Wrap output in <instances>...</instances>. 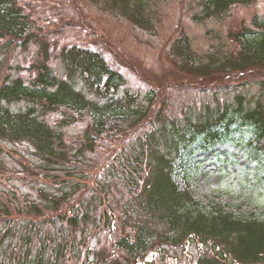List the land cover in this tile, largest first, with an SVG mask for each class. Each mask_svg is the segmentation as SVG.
I'll use <instances>...</instances> for the list:
<instances>
[{
    "label": "trees",
    "instance_id": "1",
    "mask_svg": "<svg viewBox=\"0 0 264 264\" xmlns=\"http://www.w3.org/2000/svg\"><path fill=\"white\" fill-rule=\"evenodd\" d=\"M89 1H101L139 28L151 25L148 0ZM200 1L192 17L199 22L257 0ZM253 24L229 33L237 43L231 51L199 54L185 33L172 41L179 70L210 96L174 116L154 90L129 91L99 51L62 46L54 55L63 67L59 77L33 18L18 0H0V141L28 150L33 161L12 147L7 153L49 187H40L39 199L0 192V264H150L148 251L165 256L178 247L188 259L195 256V264H264V221L202 211L172 179L185 140L210 144L222 128L249 127L264 157V13ZM31 43V75L22 78L9 60ZM53 113L59 118L52 124L47 117ZM84 117L89 123L80 139L66 142L62 129ZM117 137L128 142L106 164L89 155L98 142ZM104 231L112 234L116 252L94 245ZM192 246L197 255L187 253Z\"/></svg>",
    "mask_w": 264,
    "mask_h": 264
},
{
    "label": "rangeland",
    "instance_id": "2",
    "mask_svg": "<svg viewBox=\"0 0 264 264\" xmlns=\"http://www.w3.org/2000/svg\"><path fill=\"white\" fill-rule=\"evenodd\" d=\"M18 1L33 18L38 40L47 42L51 48L53 73L63 76V67L54 57L62 46L75 45L99 51L113 69L123 74L129 91L142 95L154 90L158 95L157 100H164L168 114L174 116L180 115L186 106L206 103L210 96L199 93L197 87H194V79L179 70L177 60L171 54L172 41L185 33L192 48L199 54L215 48L231 51L237 43L230 40L229 33L245 27L254 28L255 16L260 17L264 13V0H257L248 6H232L221 18L199 22L192 17L200 11V0H148L152 21L150 27L143 29L121 14L112 12L101 1ZM19 49L12 52L9 63L19 66L21 70L18 74L27 78L31 75L27 68L33 62L36 46L31 43L26 49ZM253 77H249V80ZM21 106L12 105L15 109ZM58 118V113H53L47 120L53 124ZM77 121L62 129L66 142H77L80 139L89 118H79ZM250 130L240 125L222 128L221 135L210 144L201 143L197 139L195 142L185 140L181 146L173 163L172 179L178 190H186L193 195L202 211L217 208L233 216L264 221V157L258 153L259 147L253 146ZM118 138L116 141L110 140L113 138L103 139L89 155L106 164L113 155L112 151L119 150L124 141L128 142L127 139L121 141ZM10 147L25 158L34 160V156L29 155L30 152L22 145L0 141V192L6 191L10 197L16 191V194L39 199L40 187H49L46 185V188L42 180L19 167L17 163L21 158L12 159L7 153ZM118 228L119 225L113 234L119 233ZM112 238V234L104 231L100 233L99 243H96L97 239L93 243L100 250H109L110 247L116 252L111 245ZM190 250L187 253L197 255L196 248L192 246ZM152 251L146 255L150 264L196 263L195 256L188 259L181 247L170 248L169 254L165 256L162 253L156 255ZM117 253L123 262L124 253L120 250Z\"/></svg>",
    "mask_w": 264,
    "mask_h": 264
}]
</instances>
